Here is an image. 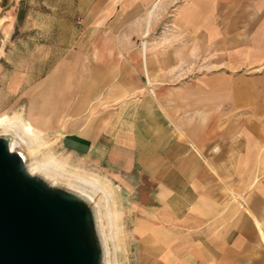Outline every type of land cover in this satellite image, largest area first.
<instances>
[{
	"label": "crops",
	"instance_id": "crops-1",
	"mask_svg": "<svg viewBox=\"0 0 264 264\" xmlns=\"http://www.w3.org/2000/svg\"><path fill=\"white\" fill-rule=\"evenodd\" d=\"M80 10L96 42L86 57L106 76L97 84L131 96L67 141L138 179L146 255L264 264V0H81ZM120 42L142 49L111 48Z\"/></svg>",
	"mask_w": 264,
	"mask_h": 264
},
{
	"label": "rangeland",
	"instance_id": "rangeland-1",
	"mask_svg": "<svg viewBox=\"0 0 264 264\" xmlns=\"http://www.w3.org/2000/svg\"><path fill=\"white\" fill-rule=\"evenodd\" d=\"M80 7L81 0H0V120L23 116L43 137L31 155V142L22 138L16 127L3 126L0 132L6 130L20 142L30 163H35L37 156L50 154L72 172L89 175L88 182L102 189L112 203L118 201L113 195L118 191L121 231L116 239L105 216L103 196L96 194L108 264H156V252L150 257L144 250L147 236L142 234V222L147 216L142 217L140 210L141 195L135 185L138 179L125 180L67 141L70 134L82 133L86 127L89 129L83 134H90L96 128V115L131 96L120 93L118 83L110 89L103 86V81L97 84L106 76L96 69V59L86 57L96 49V42L94 30L85 31L83 27ZM104 46L108 43H99L100 49ZM110 46L117 51L130 50L131 46L142 49L141 43ZM109 62L112 59L100 60L102 66ZM115 62L117 68L126 67L124 59ZM122 73L118 72L117 79Z\"/></svg>",
	"mask_w": 264,
	"mask_h": 264
},
{
	"label": "water",
	"instance_id": "water-1",
	"mask_svg": "<svg viewBox=\"0 0 264 264\" xmlns=\"http://www.w3.org/2000/svg\"><path fill=\"white\" fill-rule=\"evenodd\" d=\"M14 139L0 132V264H108L96 202L32 172Z\"/></svg>",
	"mask_w": 264,
	"mask_h": 264
},
{
	"label": "bare ground",
	"instance_id": "bare-ground-1",
	"mask_svg": "<svg viewBox=\"0 0 264 264\" xmlns=\"http://www.w3.org/2000/svg\"><path fill=\"white\" fill-rule=\"evenodd\" d=\"M1 24V23H0ZM3 24V23H2ZM17 118L22 119L24 123L17 120ZM7 128H17L22 138H26L31 142L29 145L30 153L33 155L36 151V147H38L40 143V139L43 137L41 132L35 131L31 124L24 119L23 116H14V117H6L0 120V127ZM4 132H7L6 130ZM46 141V140H45ZM47 143V141H46ZM37 145V146H36ZM47 145V144H45ZM12 149L15 150L19 148L20 142L17 139L12 140ZM36 146V147H35ZM46 146H44L45 149ZM34 148V150L32 149ZM48 148V147H47ZM38 159L35 163H32L30 169L32 172H40L45 175L51 177L56 182L59 180L70 182L69 185L72 188L79 189L83 194H85L91 201L96 202V194L101 193L103 196V209L105 210V216L111 228L112 236L116 239L119 230L121 229L120 225V210L118 207L119 200V192L114 190L113 195L118 198L114 203L110 200L108 195L96 185L88 182L90 179L89 175L74 173L66 165L54 157L53 155H40L37 156ZM104 182V181H102ZM123 230V229H122ZM121 231V230H120ZM121 236V235H120ZM120 246L117 244L116 249L118 250Z\"/></svg>",
	"mask_w": 264,
	"mask_h": 264
}]
</instances>
